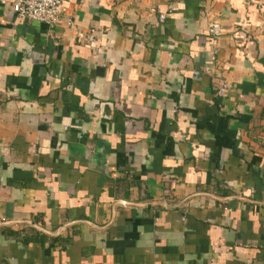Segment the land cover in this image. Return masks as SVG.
Returning a JSON list of instances; mask_svg holds the SVG:
<instances>
[{"label":"crops","instance_id":"obj_1","mask_svg":"<svg viewBox=\"0 0 264 264\" xmlns=\"http://www.w3.org/2000/svg\"><path fill=\"white\" fill-rule=\"evenodd\" d=\"M13 2L0 264H264V0Z\"/></svg>","mask_w":264,"mask_h":264},{"label":"built area","instance_id":"obj_2","mask_svg":"<svg viewBox=\"0 0 264 264\" xmlns=\"http://www.w3.org/2000/svg\"><path fill=\"white\" fill-rule=\"evenodd\" d=\"M13 11L18 17L25 20L35 21L45 24L49 27L57 26L67 13V8L63 5V0H14L12 4ZM165 16H161V20H164ZM67 25L73 24L71 19H67ZM209 33L219 38L222 35V28L218 21H211L209 24ZM204 71H194L195 75H202L207 73ZM227 92V85H223L220 89L221 94Z\"/></svg>","mask_w":264,"mask_h":264}]
</instances>
